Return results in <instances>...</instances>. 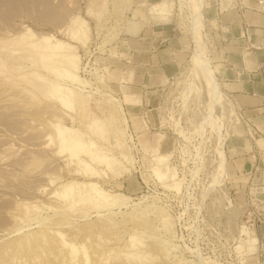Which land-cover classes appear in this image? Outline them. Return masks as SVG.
Instances as JSON below:
<instances>
[{"label": "rangeland", "instance_id": "rangeland-1", "mask_svg": "<svg viewBox=\"0 0 264 264\" xmlns=\"http://www.w3.org/2000/svg\"><path fill=\"white\" fill-rule=\"evenodd\" d=\"M246 4L0 0L1 60L43 38L76 57L18 61L48 95L0 83V264H249L262 199L233 160L255 133L222 69ZM163 48L169 72L144 64Z\"/></svg>", "mask_w": 264, "mask_h": 264}, {"label": "crops", "instance_id": "crops-1", "mask_svg": "<svg viewBox=\"0 0 264 264\" xmlns=\"http://www.w3.org/2000/svg\"><path fill=\"white\" fill-rule=\"evenodd\" d=\"M233 22L236 28L225 38L223 81L241 116L250 122L255 133L253 137L245 133L246 138L234 143L236 151L241 153L233 158L236 168L233 178L245 195L250 185L256 186L255 193L264 201V0H247V4L237 10ZM157 53L155 59L152 54H145L144 64L152 62V68L161 66L169 72L168 52L163 48ZM255 234L257 250L248 263L264 264V222L257 224Z\"/></svg>", "mask_w": 264, "mask_h": 264}, {"label": "bare ground", "instance_id": "bare-ground-1", "mask_svg": "<svg viewBox=\"0 0 264 264\" xmlns=\"http://www.w3.org/2000/svg\"><path fill=\"white\" fill-rule=\"evenodd\" d=\"M26 36V35H25ZM21 37H24L23 35L21 36ZM21 37H20V39H21ZM24 39H25V37H24ZM22 40V39H21ZM14 41L15 42H18V41H20L18 38H14V39H12V40H9V42H13L14 43ZM42 41H44L43 43H42ZM48 40H47V38H43L39 43L37 42V43H34V42H32V43H28V45H26L24 42H23V40H22V42L20 41L19 43H21V44H18V45H20L21 46V49L19 50V51H21V53H19L20 55L19 56H14V53L13 54H10L11 56H13V58H14V60L12 59V60H10L11 62H9L8 60L7 61H4V60H1V58H0V83H6V82H9L10 83V79L11 78H13V77H15V76H17L18 77V74L19 73H21V68H20V64H18L19 62L18 61H23V60H31L35 65H38V64H42L43 66H47V65H49L48 63V61H50L51 60V62H52V59L53 58H55L54 59V61H53V63H55V61H57L58 63H59V61L58 60H61L62 59V61L65 59V60H67V61H69L70 62V64H68L65 60H64V62L65 63H67L68 65H70L71 66V63H72V65H76V60L74 59V58H76L74 55H73V57L71 56V57H69V55H67V54H64V55H67V56H64V55H61V54H59V53H57V55H56V53L53 55L52 53L51 54H48L47 53V51L46 50H48V48L50 47V45H48L49 43V41L47 42ZM26 42V41H25ZM40 43H42L43 44V46H42V44H40ZM44 43H46L45 45H44ZM59 45H57V47L55 48L56 50H60V48H62L61 46V43H58ZM46 46H49V47H46ZM25 47V48H24ZM28 47H29V49H33V48H35L36 49V51L35 52H32V51H29L28 50ZM54 49V47L52 46L50 49H49V51L51 50V52L53 51V52H55V50H53ZM14 52V51H13ZM50 53V52H49ZM1 55V54H0ZM9 57V56H8ZM11 58V57H10ZM59 58V59H58ZM199 58V57H198ZM200 59V58H199ZM199 61V60H198ZM48 62V63H47ZM196 63H195V65L197 64V59H196V61H195ZM202 62V61H201ZM201 62H200V64H201ZM60 63H61V61H60ZM75 63V64H74ZM47 64V65H46ZM51 64V63H50ZM204 64H206V63H204ZM204 64H202V65H204ZM198 65V64H197ZM201 66V65H200ZM48 67V66H47ZM197 67H199V66H197ZM73 68V67H72ZM76 67H74V69H75ZM202 69V68H201ZM206 70H207V66H206ZM205 70V71H206ZM210 70V69H209ZM207 70V72L208 73H210V71H212V70ZM204 71V72H205ZM203 72V73H204ZM206 73V72H205ZM204 73V74H205ZM208 73H207V76L205 75V77L207 78V77H209L208 76ZM213 73V72H212ZM23 75V74H22ZM33 75L34 76H36V78L35 77H31V75L30 74H27V75H25V76H23V77H21L20 76V74H19V78H22V79H24V81L26 80V82H27V84H29L30 86H32L33 87V89H34V91H36V92H38L39 94H41V95H48V94H50V92H53L54 91V87H52L51 86V84L50 83H48L47 81H45L44 79H42L41 80V76H39V75H37V74H35V73H33ZM211 75V74H210ZM213 75V74H212ZM27 76V77H26ZM212 77V76H211ZM210 77V78H211ZM213 78V77H212ZM75 79H76V77H75ZM75 79H74V81H75ZM41 80V81H40ZM77 81H78V79H76ZM208 80H210L209 78H208ZM214 80V79H213ZM213 80H212V82H213ZM211 82V81H210ZM210 82H208V83H210ZM216 85V84H215ZM56 86V85H55ZM200 88H202L201 86H199ZM217 88V87H216ZM28 89V88H27ZM55 89H56V87H55ZM71 93V92H70ZM74 93H76V92H72V94H73V96H74ZM44 95V96H45ZM70 101V100H69ZM75 101L77 102V104H81V105H83L84 103H83V101H82V97L79 95V93L77 94L76 93V95H75V100L74 101H70V103L73 105V103H75ZM63 102H64V99H63ZM67 103H68V101H67ZM76 104V103H75ZM68 105H70V104H68ZM60 125V124H59ZM239 128V127H238ZM237 130V129H236ZM62 136V135H61ZM76 136V135H75ZM67 140H69L68 141V145H69V149L72 151V153L73 154H75V153H78V151L80 150V148H79V146L81 145V144H78L79 143V140H78V138H74L73 136L72 137H70V138H68ZM64 141V140H63ZM82 144L84 145V143L82 142ZM64 145V144H63ZM79 145V146H78ZM75 146H78V147H75ZM84 148H86V144H85V147ZM98 158V157H97ZM103 158V157H102ZM101 158V159H102ZM104 159V158H103ZM254 239H256V238H254ZM253 242V241H252ZM256 242V241H255ZM251 246L253 245V244H250ZM249 245V246H250ZM250 246V247H251ZM254 246V245H253ZM252 246V247H253ZM251 247V251H253V248ZM250 251V252H251Z\"/></svg>", "mask_w": 264, "mask_h": 264}, {"label": "built area", "instance_id": "built-area-1", "mask_svg": "<svg viewBox=\"0 0 264 264\" xmlns=\"http://www.w3.org/2000/svg\"><path fill=\"white\" fill-rule=\"evenodd\" d=\"M245 31L247 32V29ZM255 205L256 207L258 205L257 209L260 208V211H258V217H257L258 222H264V201L256 198Z\"/></svg>", "mask_w": 264, "mask_h": 264}]
</instances>
